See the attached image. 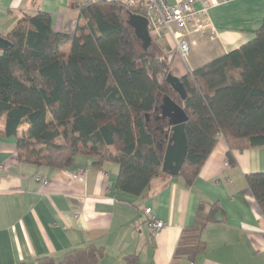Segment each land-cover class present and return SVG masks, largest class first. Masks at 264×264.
<instances>
[{
    "label": "trees",
    "instance_id": "trees-1",
    "mask_svg": "<svg viewBox=\"0 0 264 264\" xmlns=\"http://www.w3.org/2000/svg\"><path fill=\"white\" fill-rule=\"evenodd\" d=\"M128 12L145 13L140 6L98 1L79 8L75 31L62 32L53 29L52 14L24 13L4 37L12 47L0 54V136L17 138L19 161L57 169L70 168L79 156L91 158L95 168L114 162L117 189L140 197L166 173L160 131L151 127L163 97L189 117L179 174L187 182L220 138L233 167L234 151L264 148V22L252 41L180 78L187 93L182 100L167 81L173 64L167 47L154 40L156 48L144 50L127 24ZM246 182L264 217V173L247 175ZM219 212L218 203H202L177 254L193 260L203 253V231ZM103 251L91 243L59 262L45 256L36 264H100Z\"/></svg>",
    "mask_w": 264,
    "mask_h": 264
},
{
    "label": "crops",
    "instance_id": "crops-1",
    "mask_svg": "<svg viewBox=\"0 0 264 264\" xmlns=\"http://www.w3.org/2000/svg\"><path fill=\"white\" fill-rule=\"evenodd\" d=\"M40 11L52 14L57 32L79 25V0H0V36L24 13ZM209 13L215 39L200 38L191 52L201 54L204 64L255 38L264 22V0L222 3ZM174 66L177 78L193 71L180 59ZM155 116L151 127L160 131L165 149L164 125ZM228 151L220 138L192 183L161 173L137 197L117 189V163L95 168L91 158L79 156L67 169L25 164L18 159L17 138L0 136V264H36L45 256L59 262L66 252L91 243L104 250L100 264H264V217L246 182L247 175L264 173V148L234 151V167L226 165ZM81 172L83 180L73 178ZM37 178L50 183L43 186ZM213 202L221 212L203 231L205 251L193 260L177 254L199 206ZM146 208L167 223L158 237L148 230Z\"/></svg>",
    "mask_w": 264,
    "mask_h": 264
},
{
    "label": "built area",
    "instance_id": "built-area-1",
    "mask_svg": "<svg viewBox=\"0 0 264 264\" xmlns=\"http://www.w3.org/2000/svg\"><path fill=\"white\" fill-rule=\"evenodd\" d=\"M98 1L118 3L125 8L142 7L145 11L142 16L148 21L153 41L162 43L167 40L170 52L176 51L185 60L200 38L209 36L211 40L215 39L216 28L210 18V10L222 3L236 0H79V8ZM84 177L83 172L73 175V178L80 180ZM36 181L43 186L50 183L41 178ZM143 216L153 237H158L167 227V223L160 220L152 208L144 209Z\"/></svg>",
    "mask_w": 264,
    "mask_h": 264
},
{
    "label": "water",
    "instance_id": "water-1",
    "mask_svg": "<svg viewBox=\"0 0 264 264\" xmlns=\"http://www.w3.org/2000/svg\"><path fill=\"white\" fill-rule=\"evenodd\" d=\"M127 24L134 30V34L144 50L152 46L153 39L149 33L148 21L144 16L128 12ZM11 47L12 43L0 36V51H7ZM167 81L182 100L187 98L185 87L180 78L170 74ZM155 114V120L165 123L164 127L160 129L165 136V141L167 140L165 142L167 145L163 150V170L171 176H177L180 174L188 154L186 126L189 117L185 110L169 97H163L161 103L158 102ZM150 117L151 115H146L147 122L150 121Z\"/></svg>",
    "mask_w": 264,
    "mask_h": 264
},
{
    "label": "rangeland",
    "instance_id": "rangeland-1",
    "mask_svg": "<svg viewBox=\"0 0 264 264\" xmlns=\"http://www.w3.org/2000/svg\"><path fill=\"white\" fill-rule=\"evenodd\" d=\"M167 42H168L167 40H163L162 43H159V45L161 47H163V48L167 47V51H169L168 48L170 49V46L167 44ZM155 45L156 44L154 43L152 45L151 49L154 50L156 48ZM69 49H70V45L64 47V51L65 52H68ZM167 51L163 50L164 53L167 52ZM2 53L3 52H1V54ZM168 56H169L170 60H173V64L175 65L174 67L177 66L178 59H180L182 61V63L184 65H186L187 67L189 66V68H193V70L199 68L200 66H202L204 64V62H206L204 57H202L201 54H198V52L192 53L185 60L176 51H172V52L169 51V55ZM160 125H162V123H160Z\"/></svg>",
    "mask_w": 264,
    "mask_h": 264
}]
</instances>
